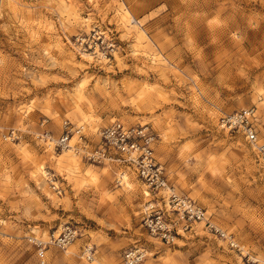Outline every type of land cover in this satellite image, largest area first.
I'll use <instances>...</instances> for the list:
<instances>
[{
  "label": "rangeland",
  "instance_id": "374dc122",
  "mask_svg": "<svg viewBox=\"0 0 264 264\" xmlns=\"http://www.w3.org/2000/svg\"><path fill=\"white\" fill-rule=\"evenodd\" d=\"M249 107L263 138L264 0H0V264H264V169L219 124ZM113 120L151 131L168 184L227 238L160 244L131 173L39 139L67 123L91 147Z\"/></svg>",
  "mask_w": 264,
  "mask_h": 264
},
{
  "label": "built area",
  "instance_id": "2783aa9c",
  "mask_svg": "<svg viewBox=\"0 0 264 264\" xmlns=\"http://www.w3.org/2000/svg\"><path fill=\"white\" fill-rule=\"evenodd\" d=\"M219 124L228 132L238 133L256 162L264 169V137L257 133L258 117L255 107H249L224 115ZM78 135L80 148L75 152L82 160L90 164H107L118 171H131L135 179L146 188L148 202L142 211V227L146 234L160 244L173 245L183 234L194 232V225H201L207 233L220 238H227L206 214V211L175 192L168 184L162 166L155 160L153 145L155 136L147 127L126 126L113 120L96 133V142L88 146L83 140L78 128H71L63 123L61 132L53 145V151L61 152L68 148L72 135ZM13 135V133H11ZM15 137V135L13 136ZM47 133H40L39 139L46 143ZM115 183L117 182V178ZM165 190L168 193L164 194ZM163 191V192H162ZM163 193L162 195L159 193ZM75 237V232L65 228L52 243L59 249H64ZM36 247L39 258L43 256L44 247L40 242L30 241ZM144 251L132 249L126 251L120 264H139L144 258ZM87 260L89 257L86 256Z\"/></svg>",
  "mask_w": 264,
  "mask_h": 264
},
{
  "label": "bare ground",
  "instance_id": "6f19581e",
  "mask_svg": "<svg viewBox=\"0 0 264 264\" xmlns=\"http://www.w3.org/2000/svg\"><path fill=\"white\" fill-rule=\"evenodd\" d=\"M79 129V133H81L82 134V128H78ZM73 138H77V143H76V145H71L70 143H71V141H72V139ZM55 141L56 140H53V139H51V138H48L47 139V141L46 142H48V143H50L51 145H54L55 144ZM80 142H79V139H78V135H76V134H74L70 139H69V141H68V148L67 149H65V150H62V151H70V152H73L75 155H77L76 154V152H75V148H80L79 146H80ZM79 145V146H78ZM154 155V154H153ZM72 156H74V155H72ZM78 156V155H77ZM42 171V170H41ZM126 173H131L134 177H135V175L131 172V171H122V170H119L118 171V175H117V177H119V178H117V182L119 183V185H122L123 184V182L125 181V175H126ZM119 179V180H118ZM121 183V184H120ZM144 187V186H143ZM145 188V187H144ZM146 189V188H145ZM163 192V191H162ZM164 194L166 193H168V190H165V192H163ZM163 193H159V195L161 194H163ZM200 225V224H199ZM197 225H194V227H196ZM42 244V243H41ZM45 248V247H44ZM143 260V259H142Z\"/></svg>",
  "mask_w": 264,
  "mask_h": 264
}]
</instances>
